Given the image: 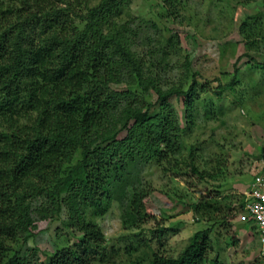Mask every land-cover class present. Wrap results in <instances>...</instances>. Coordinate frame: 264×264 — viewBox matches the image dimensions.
<instances>
[{
    "label": "trees",
    "instance_id": "obj_1",
    "mask_svg": "<svg viewBox=\"0 0 264 264\" xmlns=\"http://www.w3.org/2000/svg\"><path fill=\"white\" fill-rule=\"evenodd\" d=\"M131 1L0 0V264L111 262L116 248L108 250L97 217L118 202L123 228L141 227L150 217L151 190L137 172L151 161L178 164L181 141L201 120L215 119L225 93L243 101L239 67L223 71L225 80L190 72L180 87L163 90L133 49L140 33L135 17L120 18ZM164 1L170 13L175 0ZM238 33L246 48L238 59L250 57L248 65L264 68L248 53L264 44V12L244 16ZM136 86L155 91L157 99L144 106ZM175 95L181 119L170 101ZM216 191L191 203L212 224L198 229L178 256L139 239L149 251L136 263L216 264L217 256L209 259L212 230L229 225L245 206L244 195ZM62 211L67 244L51 253L28 245L37 219Z\"/></svg>",
    "mask_w": 264,
    "mask_h": 264
},
{
    "label": "rangeland",
    "instance_id": "obj_2",
    "mask_svg": "<svg viewBox=\"0 0 264 264\" xmlns=\"http://www.w3.org/2000/svg\"><path fill=\"white\" fill-rule=\"evenodd\" d=\"M174 3L175 7L168 13L169 6L164 0H132L120 17L125 21L135 17L140 33L133 49L146 58L149 74L157 77L158 85L167 90L180 87L190 72L199 71L201 78L221 76L225 80L228 76L223 71L231 72L239 67L241 80L237 93H243V101L235 103L234 94L225 93L220 102L223 110L215 119L201 120L192 135L181 141L183 154L178 155V164L151 161L137 172L139 183L151 190L146 199L150 217L141 227L123 228L118 202L105 215L97 217L108 250L116 248L107 264H137L136 260L147 258L149 248L139 239L167 256H178L198 229L212 224L211 220L196 216L191 203L210 199L218 194L216 190H221L223 195L246 197L252 178L264 160V68L248 65L250 57L238 59L246 49L238 33L240 21L246 15L264 12V0H248L244 4L228 0H175ZM173 35L174 41L168 42ZM248 53L263 62L264 44L260 50ZM134 92L145 98L144 106L157 99L155 91H146L141 86H136ZM170 101L181 119L182 104L176 95ZM193 165L202 174L194 172ZM243 210L230 219L229 225L217 224L212 230L209 259L217 256L216 264H261L260 238L256 228L246 226ZM65 218V211L38 218L35 236L28 245H37L45 253H51L67 244ZM162 228L164 233L160 236ZM138 231L142 234L136 237Z\"/></svg>",
    "mask_w": 264,
    "mask_h": 264
},
{
    "label": "built area",
    "instance_id": "obj_3",
    "mask_svg": "<svg viewBox=\"0 0 264 264\" xmlns=\"http://www.w3.org/2000/svg\"><path fill=\"white\" fill-rule=\"evenodd\" d=\"M255 172L245 197L243 219L256 225L261 242V264H264V160Z\"/></svg>",
    "mask_w": 264,
    "mask_h": 264
}]
</instances>
